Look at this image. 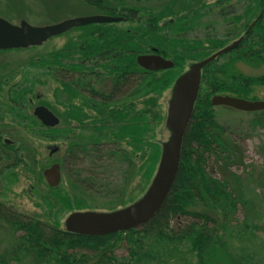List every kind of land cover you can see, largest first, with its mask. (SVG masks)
Listing matches in <instances>:
<instances>
[{"label": "trees", "instance_id": "obj_1", "mask_svg": "<svg viewBox=\"0 0 264 264\" xmlns=\"http://www.w3.org/2000/svg\"><path fill=\"white\" fill-rule=\"evenodd\" d=\"M86 1L94 15L123 19L70 30L72 33L82 31L73 49L69 47L66 52L55 53L47 59L42 57L36 63L48 69L66 91L84 92L89 97L90 107L102 111L104 121H99V126L94 124L93 132L96 133L92 136H75L65 131L46 136L51 141L64 137L67 142V156L56 162L61 165L62 173L67 169L69 190L80 197L72 201L61 186L53 189L47 185L40 194L45 222L21 214L1 200L0 224L14 231L16 239L11 252L1 258L2 264H15L25 258L34 264H164L170 255L166 249L184 243L189 245L199 264H259L254 252L236 253L231 247L234 232L248 236L250 231L256 233L262 229L249 218L251 201L246 193L252 181L262 185L261 178L255 179V171L247 172V176L237 173L236 169L245 167V148L237 139L236 130L218 121L215 110L221 107L213 106L211 99L223 95L261 101L252 94L253 88H264V74L247 77L237 73L234 66L240 62L264 65V0H249L251 6L243 15H238L237 23L244 19L246 22L250 18L254 20L237 49L219 56L203 70L200 94L183 143L180 171L160 212L141 228L99 237L76 235L62 229L59 213L93 210L86 204V194L110 198L109 212L139 202L129 190L130 186L138 179L143 191L149 188L163 151V145L154 141L155 129L166 118L158 105L160 99L187 72V65L204 61L231 43L220 39H185L183 35L192 28L186 16L176 17L173 22L161 26L169 16L164 10L156 14L128 8L127 0ZM144 54H157L173 61L175 66L166 71L149 72L137 63V58ZM222 58L227 61L221 63ZM65 61L82 63L66 66ZM93 61V67L83 66ZM98 69L104 73L97 74ZM96 84L101 88L97 89ZM32 93L34 83L11 92L13 106L10 109L15 119L23 123L28 121L23 116L24 103L29 104L26 99ZM112 107L118 109L116 116L104 118L105 112ZM243 113L254 115L249 123L252 130L264 128V111ZM111 119L115 122L108 124ZM39 126L32 116L29 125H25L32 132ZM106 127H110L111 134L103 136L100 130ZM1 140L0 137V143ZM124 145L133 150L129 153ZM0 147L7 154L5 162L10 165L0 176L7 179L5 173L30 166L19 152L24 146L17 149L13 142L5 141ZM119 166L124 167L121 169L122 184L111 188L102 181L103 176L107 170ZM241 212L244 219L240 218ZM121 249L126 257L117 255Z\"/></svg>", "mask_w": 264, "mask_h": 264}, {"label": "rangeland", "instance_id": "obj_2", "mask_svg": "<svg viewBox=\"0 0 264 264\" xmlns=\"http://www.w3.org/2000/svg\"><path fill=\"white\" fill-rule=\"evenodd\" d=\"M86 2V0H0V17L5 18L14 25H19L21 21L25 20L35 27L55 25L68 19L96 16L93 10L87 6ZM248 3L249 0H167L163 2H158L157 0H127L126 5L128 8L133 7L141 11H154L156 14H162L163 10L164 12H168L169 16L164 19L161 26L165 23L173 22L176 17L186 16L188 20H191L188 22V26L192 28L183 35L185 39L191 41L196 39L202 41L220 39L223 41L227 40V44H232L239 40L240 36L248 30V27L251 25L250 23L254 20V18H250L248 22H246L247 19L238 23L236 22L238 15H243L251 6ZM229 4L235 7V12L226 15L225 10L223 12L221 10L227 9L230 6ZM193 19L195 22H192ZM81 37L82 31L74 33L69 31L64 35L50 39L47 43L37 48L5 50L2 51L4 53H0L1 143L3 144L5 141L13 142L17 149L20 146H24L25 149L19 150V152L22 154L24 160L30 164V168L28 166H21L5 173L7 179H5L4 175L0 176V201L2 200L7 206L13 207L21 214L40 218L44 222L46 221V217L43 211L44 204L40 201V194L44 193L49 184H47L44 174L41 172L42 170L44 172L45 169L51 168L53 164L57 163L56 160H62L64 156H67L65 150L68 145L63 140L64 137L51 141L48 138V133H62V131H65L66 134L69 133L75 136H84L86 134L92 136V134L96 133L93 132L94 124L98 123L97 125L99 126V121H102L103 118L102 111L99 112L96 108L90 107V103L88 102L89 97L83 94L84 92L80 94L75 91H66L62 84L52 77L48 69L36 66V63L42 57L47 59L55 53L66 52L70 49L69 47L73 49L72 46L79 43ZM144 46H149V44H144ZM76 58H79V56L77 55ZM225 61H227V58L220 60L221 63ZM70 63L80 65L82 61L64 62L66 66ZM94 63L95 61L91 62V64L85 63L83 66L91 68L94 66ZM187 66L185 67L187 70H185L188 72L192 65ZM234 69H236L237 73L247 77H259L264 74V65L256 63L248 64L240 62L234 66ZM102 72L103 70H96L97 74H102ZM31 83H34V93L26 99L29 104L24 103L23 116L28 121L23 123L22 120L15 119L10 109L13 106L11 92L13 89L22 90ZM95 86H97V89L101 88L99 84ZM253 90L252 96L263 101L264 88L255 87ZM171 97L172 90H169L163 95L158 104L160 105L161 112L166 116L163 123L155 129L156 135L154 141L158 144L160 143V145L168 142L170 138V131L167 129L166 120ZM40 106L52 110L62 121L61 124L54 128H47L41 121H38L35 116V109ZM117 111L118 109L114 107L109 108L105 112L107 116L104 118L115 117ZM215 113L220 123L232 126L236 130L237 136H235L245 148V167L236 169L237 173L247 176V172L253 173L255 171V179L256 177L261 178L263 185H258L257 182L254 184L252 181L246 191L251 201L250 208H248L249 218L252 219V223L259 225L262 229L256 233L250 231L248 236H242L241 233L234 232L232 239L233 246L231 248L236 253L254 252L257 255L259 264H264V128L252 130L249 123L254 118V115L244 114L243 112L224 107L216 108ZM30 116L35 118L41 126L32 127L35 129L34 132L29 131L25 127V125L28 126L30 123ZM114 122L111 119L108 124H113ZM109 128H101L103 130H100L101 134L103 136L107 133L111 134V129ZM123 148L129 153L133 150L126 145ZM55 150H59L57 155H55ZM6 156V152L0 147V173L10 166L8 162H5ZM139 157L140 154H138L137 158ZM84 168H87V166H84ZM121 169H124V167L120 168L119 166L107 170L102 181L106 182V185L112 186L111 188L122 184ZM66 170L63 171L60 186L63 192H68L73 201V198L75 199L79 194L72 193L69 190L68 180L70 176ZM132 183L129 190L134 193V197L139 201L147 193L148 188L145 187L143 191V185L139 183L138 179H135ZM94 195L96 194H86V204L90 206V209H93L87 211L108 213L110 198L106 199L103 196L96 198ZM70 214V212L64 215L59 213L58 222L62 229L66 228L65 223ZM243 217L244 214L241 212L240 218L244 219ZM15 243L14 231L9 229L6 224L1 223L0 264H2V257L5 253L11 252ZM189 248V245L184 243L179 247L166 249V252L170 255L169 260L164 264H199L196 262L195 255L190 252ZM117 255L120 257L127 256L123 249L119 250ZM15 264L34 263L32 260L25 258Z\"/></svg>", "mask_w": 264, "mask_h": 264}, {"label": "water", "instance_id": "obj_3", "mask_svg": "<svg viewBox=\"0 0 264 264\" xmlns=\"http://www.w3.org/2000/svg\"><path fill=\"white\" fill-rule=\"evenodd\" d=\"M121 20L122 18L113 16L96 15L68 19L55 25L35 27L26 20L21 21L19 25H14L0 17V51L37 48L50 39L64 35L72 29L92 24L121 22ZM242 40L243 38L228 48L218 51L208 59L192 65L187 74L177 79L169 101L166 121L170 138L162 146L163 151L158 170L147 193L139 202L130 205V207L108 213L93 211L73 213L65 223L69 232L82 236H110L109 234L141 228V226L150 223L151 219L160 212L173 190L180 171L183 143L199 97L203 69L216 61L219 56L237 49ZM137 63L149 72L164 71L174 67L172 61L155 54L139 56ZM211 102L215 107L224 106L239 112L264 111V100L249 101L243 98L220 95L213 97ZM35 116L47 128L56 127L60 124L56 115L44 106L35 109ZM43 174L51 188L54 189L61 185L62 173L59 164H53Z\"/></svg>", "mask_w": 264, "mask_h": 264}, {"label": "flooded vegetation", "instance_id": "obj_4", "mask_svg": "<svg viewBox=\"0 0 264 264\" xmlns=\"http://www.w3.org/2000/svg\"><path fill=\"white\" fill-rule=\"evenodd\" d=\"M229 5H230V4H229ZM235 6H237V5H235ZM234 9H235V7L230 5V6L227 7V9H222L221 11L223 12V10H225V13H226V15H227V14H232L233 12H235ZM249 28H250V26H249ZM249 28H248V30H247L243 35L240 36V38H244V36L247 34V32H249ZM240 38H239V39H240ZM59 120H60V118H59ZM61 122H62V121H61ZM61 168H62V167H61Z\"/></svg>", "mask_w": 264, "mask_h": 264}]
</instances>
